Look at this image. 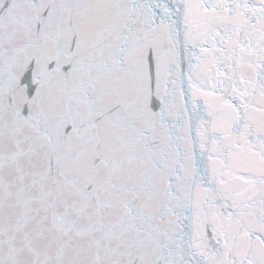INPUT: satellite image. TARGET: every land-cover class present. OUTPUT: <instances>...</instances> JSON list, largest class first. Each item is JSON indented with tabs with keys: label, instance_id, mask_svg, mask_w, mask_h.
Listing matches in <instances>:
<instances>
[{
	"label": "snow or ice",
	"instance_id": "obj_1",
	"mask_svg": "<svg viewBox=\"0 0 264 264\" xmlns=\"http://www.w3.org/2000/svg\"><path fill=\"white\" fill-rule=\"evenodd\" d=\"M0 264H264V0H0Z\"/></svg>",
	"mask_w": 264,
	"mask_h": 264
}]
</instances>
